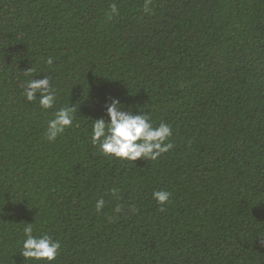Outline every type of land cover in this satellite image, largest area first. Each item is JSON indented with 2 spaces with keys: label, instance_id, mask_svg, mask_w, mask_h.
Here are the masks:
<instances>
[{
  "label": "trees",
  "instance_id": "1",
  "mask_svg": "<svg viewBox=\"0 0 264 264\" xmlns=\"http://www.w3.org/2000/svg\"><path fill=\"white\" fill-rule=\"evenodd\" d=\"M45 75L48 110L23 94ZM112 98L172 149L104 156ZM26 223L61 243L52 264H264V0H0V264H46L20 253Z\"/></svg>",
  "mask_w": 264,
  "mask_h": 264
},
{
  "label": "clouds",
  "instance_id": "2",
  "mask_svg": "<svg viewBox=\"0 0 264 264\" xmlns=\"http://www.w3.org/2000/svg\"><path fill=\"white\" fill-rule=\"evenodd\" d=\"M145 11H148L145 5ZM118 9L115 4L111 6V13L117 14ZM47 63L51 65L52 59ZM37 93L39 95L37 96ZM24 96L26 100L32 102L39 100L42 109H52L56 102V90L51 84L48 75L42 79H31L25 82ZM106 115L109 118L94 119L90 133L91 143L99 147L104 156H111L135 162L138 159L157 160L161 154L172 149L173 144L169 138L172 136L171 127L161 122L153 127L149 122L147 114L140 115L131 111H122V104L119 99L112 98L105 104ZM76 107L65 106L52 113L53 118L47 122L46 138L49 142L56 140L57 136L71 128L74 123V113ZM153 198L160 205L169 201L171 193L160 190L153 192ZM104 206V200L96 202L97 211ZM33 223H26L23 228V240L20 253L25 259L44 261L52 264L56 259L61 243L54 240L48 233L41 235L33 234Z\"/></svg>",
  "mask_w": 264,
  "mask_h": 264
}]
</instances>
